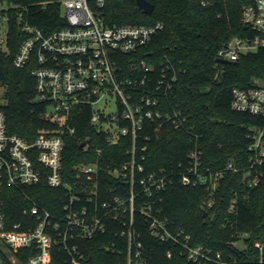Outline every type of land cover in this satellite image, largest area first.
<instances>
[{"label": "trees", "instance_id": "16d2710c", "mask_svg": "<svg viewBox=\"0 0 264 264\" xmlns=\"http://www.w3.org/2000/svg\"><path fill=\"white\" fill-rule=\"evenodd\" d=\"M153 4L152 13H143L135 0H104L99 10L105 25H147L159 21L161 30L146 48L134 56V61L143 60L152 66L150 75L155 78L159 69L173 64L176 81L167 95L168 104L181 110L187 117L186 125L191 133L181 129L164 127L155 132L153 125L143 130L148 139L138 140L135 158L143 155L142 171L146 174H163L164 185L152 190L150 197L142 196L143 204H150L151 211L160 209L173 226L190 234L193 243H201L212 251H219L228 264H264L258 262V252L253 241L264 243V162L251 166L250 157L255 154L248 149L252 142L250 131L264 127V117L230 108L231 90L248 87L253 78L264 81V48L248 52L238 59L216 61L218 48L231 36L249 33L241 20V8L248 0H148ZM204 2V4H202ZM8 8L6 15L5 48H0V85L3 86L6 127L27 140H32L40 131L58 132L64 141L62 173L66 181L73 178V165L87 163L98 157V187L102 193L97 200H112L117 195L128 196L129 185L114 176L112 171L128 161L129 139H121L108 145L88 123L89 108L84 107L67 121L73 133H61L60 123L53 119L46 102L35 101L34 77L28 62L21 68L13 67L12 59L27 34L23 24L42 29L48 33L64 23L58 0H0ZM20 15L21 22H17ZM130 57H133L130 56ZM64 128V126H63ZM193 133L199 134L202 146V167L206 173L223 170L214 189L209 183L195 186L178 181L179 163L186 162V153L192 147ZM92 149L84 151L81 142H91ZM146 148L140 151L139 146ZM232 162L236 172L224 170ZM183 166V165H182ZM257 175L254 185L246 179ZM44 177L36 185L25 186L21 191L3 187L0 200L8 223H21L27 228V220L34 219L23 214L32 203L44 207L52 214L61 212L67 200L63 188H51ZM107 187L109 192L106 191ZM208 187V188H207ZM205 211V213H203ZM128 220V213L120 214ZM133 227L140 235L145 264H196L178 255L176 246L159 241L149 234L148 222L137 212L133 214ZM120 219L109 221L106 231L89 240L79 242L85 258L82 264H126L127 248L119 232L126 227ZM247 237H240L241 234ZM242 238L243 248L235 246ZM1 243V242H0ZM50 264H68L63 249H53ZM169 250L172 255L167 256ZM35 248L11 251L0 244L2 264H26ZM264 252V251H262Z\"/></svg>", "mask_w": 264, "mask_h": 264}, {"label": "built area", "instance_id": "2783aa9c", "mask_svg": "<svg viewBox=\"0 0 264 264\" xmlns=\"http://www.w3.org/2000/svg\"><path fill=\"white\" fill-rule=\"evenodd\" d=\"M58 4L64 24L48 33L23 24L21 30L27 36L20 43L12 65L21 68L28 62L33 64L30 74L34 77V99L47 103L53 119L60 123L61 133H73L75 130L67 121L88 107V123L108 145L124 138L130 140L126 150L129 160L112 171L116 178L129 185L128 196L122 199L115 195L111 201L98 202L102 193L97 184L99 148L87 163L73 165V178L66 181L62 173V135L42 130L29 141L7 130L4 113L0 110V191L3 187L21 191L25 186L38 184L44 177L49 187L63 188L67 199L58 215L35 203L23 209V214L34 219L32 223L27 220L25 229L20 228V222L8 223L0 200L2 245L11 251L35 248L37 251L27 258L26 264H50L53 249H63L68 255V264H82L85 253L79 242L104 233L110 220L128 213L127 221L120 219L126 228L119 232L126 242V264H145L140 235L132 228L133 214L137 212L148 222L149 234L176 246L178 255L186 261L228 264L219 251L193 243L190 234L169 223L159 208L151 211L150 204L140 201L143 195L151 196L150 188L158 190L164 185L163 174L138 175L144 158L143 155L135 158L138 140L148 139L143 130L153 125L155 132L164 127L181 129L188 134L192 131L182 111L168 104L167 95L176 81L173 64L161 67L153 78L151 65L143 60L134 61V56L163 30V24L156 21L147 25H105L99 14L104 0H58ZM5 9L0 10L4 20L7 19L2 13ZM20 19L19 15L18 23ZM241 20L249 33L228 38L218 48L216 58L233 61L264 48V0H248L243 4ZM251 84L232 88L230 108L264 117V84L257 78H253ZM110 104H114L115 110L108 111ZM193 134L186 162L179 163L182 169L178 172V181L188 186L209 183L214 189L223 170L206 173L208 169L202 167V146L198 143L200 135ZM249 136L252 142L248 149L255 153L250 157L252 166L264 162V127L253 128ZM81 143L84 151L92 149V141ZM145 148V143L139 146L140 151ZM223 169L237 171L232 162H227ZM257 181L256 174L246 179L249 186ZM106 191L109 192L108 187ZM240 237L245 238L247 234ZM252 245L258 252L257 261L264 262V243L255 240ZM166 254L172 255L169 250Z\"/></svg>", "mask_w": 264, "mask_h": 264}, {"label": "rangeland", "instance_id": "374dc122", "mask_svg": "<svg viewBox=\"0 0 264 264\" xmlns=\"http://www.w3.org/2000/svg\"><path fill=\"white\" fill-rule=\"evenodd\" d=\"M7 8L6 4L4 3H0V10L1 9H5ZM6 29H7V23L6 20H4V18L0 15V48L4 49L5 48V37H6ZM258 82L261 84H264V81L260 80L259 78H257ZM3 86L0 85V103L4 102V97H3ZM108 111H113L115 110L114 104H110L107 106ZM242 238H240V240H237L235 242V246L238 248H243V242H242ZM1 242V241H0ZM1 244V243H0Z\"/></svg>", "mask_w": 264, "mask_h": 264}, {"label": "water", "instance_id": "95a60500", "mask_svg": "<svg viewBox=\"0 0 264 264\" xmlns=\"http://www.w3.org/2000/svg\"><path fill=\"white\" fill-rule=\"evenodd\" d=\"M136 5L138 6V8H140V10L143 13H152V9H153V4L151 2H149L148 0H135ZM216 61L218 62H227L224 59L221 58H216ZM83 143L79 144V147H82ZM203 213H205V211H203ZM0 264H2L1 260H0Z\"/></svg>", "mask_w": 264, "mask_h": 264}]
</instances>
